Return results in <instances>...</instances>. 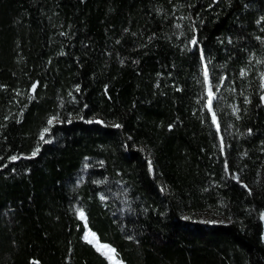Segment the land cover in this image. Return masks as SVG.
<instances>
[{
    "label": "trees",
    "instance_id": "trees-1",
    "mask_svg": "<svg viewBox=\"0 0 264 264\" xmlns=\"http://www.w3.org/2000/svg\"><path fill=\"white\" fill-rule=\"evenodd\" d=\"M76 210L122 264H264V0H0V264H110Z\"/></svg>",
    "mask_w": 264,
    "mask_h": 264
},
{
    "label": "rangeland",
    "instance_id": "rangeland-1",
    "mask_svg": "<svg viewBox=\"0 0 264 264\" xmlns=\"http://www.w3.org/2000/svg\"><path fill=\"white\" fill-rule=\"evenodd\" d=\"M204 67V78L206 80V90H205V95H206V102H205V106L206 109L208 110V112L211 115V119L213 124L217 125L216 123V119L214 117V114L211 110L212 107V103L215 100V96H216V91L213 89V87L211 85H209L208 83V76H205V65H203ZM207 73V72H206ZM82 211L80 210H76V214L77 217L79 218V220H81L83 222V224L86 227V222H85V216L83 214V216H81ZM197 219V221L201 222V223H210V224H222L225 223V220L219 219V220H211L206 214H202V215H198L195 217ZM259 219L262 222L263 225V235H262V241L264 242V211L261 212L259 214ZM84 240L86 242H88L89 244H91L99 253H101L110 264H122L120 261L117 260V258L114 255V252L110 251L109 249H111L108 245L107 248L103 247L105 244H101L99 243L97 237L95 236V234L93 235V233L86 227V231L84 233ZM91 241V243L89 242Z\"/></svg>",
    "mask_w": 264,
    "mask_h": 264
},
{
    "label": "snow or ice",
    "instance_id": "snow-or-ice-1",
    "mask_svg": "<svg viewBox=\"0 0 264 264\" xmlns=\"http://www.w3.org/2000/svg\"><path fill=\"white\" fill-rule=\"evenodd\" d=\"M193 43L195 44L196 41L193 40ZM205 76L207 77V73L205 72ZM33 88H35V85H33ZM49 123H51V121H49ZM13 159H15V157H13ZM81 216H83V213H81ZM94 235V234H93ZM91 243V241H89ZM103 247L107 248V245H104ZM110 251L114 252V249H109Z\"/></svg>",
    "mask_w": 264,
    "mask_h": 264
}]
</instances>
